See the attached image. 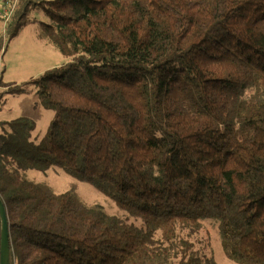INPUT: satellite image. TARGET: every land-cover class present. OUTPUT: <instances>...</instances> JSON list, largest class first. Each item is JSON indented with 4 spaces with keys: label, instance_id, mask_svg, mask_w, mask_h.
<instances>
[{
    "label": "trees",
    "instance_id": "1",
    "mask_svg": "<svg viewBox=\"0 0 264 264\" xmlns=\"http://www.w3.org/2000/svg\"><path fill=\"white\" fill-rule=\"evenodd\" d=\"M34 11L71 60L16 85L0 68V105L34 91L55 111L40 141L0 120L10 264H221L206 222L229 260L264 264V0H19L0 58ZM52 167L66 191L28 176Z\"/></svg>",
    "mask_w": 264,
    "mask_h": 264
},
{
    "label": "rangeland",
    "instance_id": "2",
    "mask_svg": "<svg viewBox=\"0 0 264 264\" xmlns=\"http://www.w3.org/2000/svg\"><path fill=\"white\" fill-rule=\"evenodd\" d=\"M4 3V0H0V35L4 34V27L7 22L2 14ZM29 18L30 21L21 33L7 41L6 48L0 58V68L4 69L3 82L7 85L25 83L32 78L39 77L46 70L63 65L71 60L61 53L53 43L39 38L40 23L41 21H47L44 13L34 11ZM0 90H4V87L1 86ZM20 116L35 121L36 129L33 132V139L40 141L47 134L55 117V111L46 108L34 91L21 94H5L0 105V120H10ZM28 176L36 181L48 182L56 192L66 191L71 182L75 180L71 174L59 167H52L47 171L30 170ZM78 190L86 201L106 205L111 211H117L114 204L112 206L106 196L89 182L79 181ZM209 236H211L209 253L214 248V255L221 264H239L226 257L220 247L216 228L210 222H206V231L201 235L204 243L208 242Z\"/></svg>",
    "mask_w": 264,
    "mask_h": 264
},
{
    "label": "water",
    "instance_id": "3",
    "mask_svg": "<svg viewBox=\"0 0 264 264\" xmlns=\"http://www.w3.org/2000/svg\"><path fill=\"white\" fill-rule=\"evenodd\" d=\"M1 216V241H0V264H10L11 238L9 219L6 207L0 198Z\"/></svg>",
    "mask_w": 264,
    "mask_h": 264
},
{
    "label": "built area",
    "instance_id": "4",
    "mask_svg": "<svg viewBox=\"0 0 264 264\" xmlns=\"http://www.w3.org/2000/svg\"><path fill=\"white\" fill-rule=\"evenodd\" d=\"M5 3L2 7V14L6 21L10 20L11 15L15 12L19 0H4ZM6 24V23H5Z\"/></svg>",
    "mask_w": 264,
    "mask_h": 264
}]
</instances>
